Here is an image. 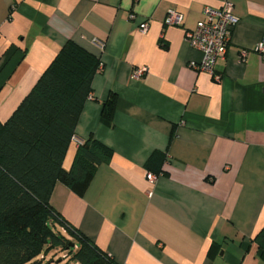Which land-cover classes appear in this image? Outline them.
I'll return each mask as SVG.
<instances>
[{
	"label": "crops",
	"instance_id": "obj_1",
	"mask_svg": "<svg viewBox=\"0 0 264 264\" xmlns=\"http://www.w3.org/2000/svg\"><path fill=\"white\" fill-rule=\"evenodd\" d=\"M224 1L0 0L1 121L66 41L100 58L63 166L90 136L114 154L84 195L58 182L50 202L118 264H264L255 239L264 227V57L254 49L264 0H231L238 22L215 64L220 80L192 66L203 54L185 39L204 6ZM172 9L181 25L164 23ZM112 92L108 126L101 111ZM155 150L166 155L159 174L145 167Z\"/></svg>",
	"mask_w": 264,
	"mask_h": 264
},
{
	"label": "trees",
	"instance_id": "obj_2",
	"mask_svg": "<svg viewBox=\"0 0 264 264\" xmlns=\"http://www.w3.org/2000/svg\"><path fill=\"white\" fill-rule=\"evenodd\" d=\"M100 58L70 39L6 121L0 120V264H37L41 253L67 250L79 264H118L62 218L50 198L60 182L78 195L87 191L98 166L113 149L90 136L81 140L67 170L64 158ZM117 95L103 102L101 121L112 126ZM165 153L155 150L145 167L159 174ZM66 232H62V228ZM264 255V227L255 238ZM220 248L213 243L210 254Z\"/></svg>",
	"mask_w": 264,
	"mask_h": 264
},
{
	"label": "built area",
	"instance_id": "obj_3",
	"mask_svg": "<svg viewBox=\"0 0 264 264\" xmlns=\"http://www.w3.org/2000/svg\"><path fill=\"white\" fill-rule=\"evenodd\" d=\"M238 22V16L234 12V4L231 0H225L222 6L213 7L206 5L203 8V18L197 22L193 29H187L185 32V39L195 49L203 54V59L198 64H193L195 68L210 73L216 80L221 79V74L215 72V64L218 59L224 58L227 48L231 42L234 28ZM166 25H181L183 23V15L177 10H169L164 20ZM149 28L147 20L140 24L142 32H146ZM255 51L264 57V36L259 40L255 46ZM248 50H242L241 57L244 59ZM146 67L136 68L134 77L143 75ZM156 176L153 172L148 171L146 174L150 182L156 181ZM63 232L66 229L63 227ZM68 253L64 252L61 262L68 259ZM47 253H41L38 256L37 264H60L54 258L48 260Z\"/></svg>",
	"mask_w": 264,
	"mask_h": 264
},
{
	"label": "rangeland",
	"instance_id": "obj_4",
	"mask_svg": "<svg viewBox=\"0 0 264 264\" xmlns=\"http://www.w3.org/2000/svg\"><path fill=\"white\" fill-rule=\"evenodd\" d=\"M64 252L68 253L67 250H62V249H52L51 251H49L47 253V259L44 263H47L48 260H51L52 258H54L56 261H58L59 259L62 258V255L64 254ZM76 264V261L75 260H70L69 258L68 259H65L63 260L62 262H60V264Z\"/></svg>",
	"mask_w": 264,
	"mask_h": 264
},
{
	"label": "water",
	"instance_id": "obj_5",
	"mask_svg": "<svg viewBox=\"0 0 264 264\" xmlns=\"http://www.w3.org/2000/svg\"><path fill=\"white\" fill-rule=\"evenodd\" d=\"M59 263L61 262V260L58 261Z\"/></svg>",
	"mask_w": 264,
	"mask_h": 264
}]
</instances>
